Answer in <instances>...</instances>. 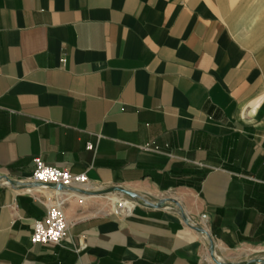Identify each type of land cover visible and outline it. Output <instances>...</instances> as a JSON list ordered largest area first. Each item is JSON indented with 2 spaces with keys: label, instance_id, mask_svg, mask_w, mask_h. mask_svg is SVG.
I'll return each instance as SVG.
<instances>
[{
  "label": "crops",
  "instance_id": "crops-1",
  "mask_svg": "<svg viewBox=\"0 0 264 264\" xmlns=\"http://www.w3.org/2000/svg\"><path fill=\"white\" fill-rule=\"evenodd\" d=\"M263 10L0 0V177L28 179L40 157L91 184L174 194L225 251L264 247ZM40 195L0 180V264H204L201 235L175 209L138 203L63 208L67 237L32 244Z\"/></svg>",
  "mask_w": 264,
  "mask_h": 264
},
{
  "label": "built area",
  "instance_id": "built-area-1",
  "mask_svg": "<svg viewBox=\"0 0 264 264\" xmlns=\"http://www.w3.org/2000/svg\"><path fill=\"white\" fill-rule=\"evenodd\" d=\"M88 150L94 149V144L87 143ZM34 170L31 176L25 180H19L25 186L18 187L29 193L36 191L41 195L39 200L47 204L46 215L34 221L33 231L30 235V242L37 243H61L68 235V230L71 222L67 220L62 204L58 201L54 202L49 198L48 194L43 192V189H50L56 196L60 197L59 191H70L84 185H91L85 173L72 174L67 169H60L55 166L46 164L40 157L34 158ZM36 184L37 187L30 186ZM53 186V188H47ZM51 201L52 204L48 205ZM207 223V220H206Z\"/></svg>",
  "mask_w": 264,
  "mask_h": 264
},
{
  "label": "rangeland",
  "instance_id": "rangeland-1",
  "mask_svg": "<svg viewBox=\"0 0 264 264\" xmlns=\"http://www.w3.org/2000/svg\"><path fill=\"white\" fill-rule=\"evenodd\" d=\"M248 29L251 30V28H248ZM92 185L94 187L98 188L97 190H104V189L118 187L120 189H126L130 192L136 193L137 195H139L140 193H143L147 198L146 199L147 201H145V202L150 204V205H153L162 199L163 200H166L169 198L173 199L175 197L174 194H172V193H165L162 196L160 194H154L153 195L151 193V191H149L147 189H142L140 191H136L134 189V187H129V186H119V185L110 186V185H103V184H91V186ZM71 191H73V190H70V192ZM43 192L45 194H48L49 198H51L54 202L58 201V199L60 198L59 202H61L62 208H67V207L72 206L77 215L91 214V213L104 214V213H108V212L117 213L116 211L118 210L117 204L114 201L117 198L112 193H101L98 196H95L93 194H87L89 196H86L85 198H83L84 202H86V200H88L92 197H98V198H96V201H97L96 203L89 205V206H85V205H83L84 202L80 203L75 197H69V196L58 197L55 195V193L51 192L50 189H43ZM77 192H80V191H77ZM121 199H125V200L129 201L133 205H135L136 203L140 204L138 201L133 200L132 197L128 194H123ZM180 204H181L180 205L181 207L182 206L185 207L184 204H182V203H180ZM167 207H171V208L176 210V207L174 205L171 206L170 204H168ZM189 214L192 218H197L200 213L199 212L198 213L193 212V213H189ZM178 215L181 218V220L184 221L182 219V216L180 214H178ZM190 216L189 215L187 216L188 219L193 220L190 218ZM201 241H202V248H203V263L204 264H219L214 258L211 257L203 239H201ZM214 242H216V240H214ZM216 253H217V256H221V257L225 258L226 264L229 262L248 263V262L256 260V259L262 261L263 262L262 264H264V247H257V248H252V247H243L242 248V247H240V248H235V249H228L227 251L216 250Z\"/></svg>",
  "mask_w": 264,
  "mask_h": 264
},
{
  "label": "bare ground",
  "instance_id": "bare-ground-1",
  "mask_svg": "<svg viewBox=\"0 0 264 264\" xmlns=\"http://www.w3.org/2000/svg\"><path fill=\"white\" fill-rule=\"evenodd\" d=\"M13 185H16L15 183ZM78 189H80L81 191L80 192H77ZM101 193H112L117 199L114 200L115 203L117 204V209H118V212L120 214H125V213H128L132 210L133 208V204L125 199H121L122 195L125 194L124 191L122 190H117L115 188H109V189H104V190H97V188H95L94 186H91V185H84V186H81L79 188H76L74 189L73 191H59L58 194H64V195H67V196H75L78 197V200L80 203H83L84 202V199L86 196H89L87 194H93L95 196H98L100 195ZM133 200H136L138 201L140 204L144 205V206H147V207H166L168 208V204H170L171 206L174 205L176 207V211L182 216V219L184 220V222L192 229H194L195 231H197L206 247L208 248L211 256L219 263V264H226V260L225 258L221 257V256H217V253H216V250H220V251H225L226 248L220 246V245H217V244H214L212 241H211V236L209 233H207V225H206V220L207 218L205 217V222L202 223L201 222V218L202 216H200L199 220H189L188 217H187V212L184 208H182L180 206V204L175 201L174 199H166V200H159L157 203L153 204V205H150L148 203H146L145 201H147L146 199V196L143 194V193H140L139 195H137L135 193V195L133 196L132 198ZM52 203H48V205H50ZM58 204H61V202H59ZM174 207V208H175ZM204 221V218L202 219ZM207 230V231H206ZM263 262L256 259V260H253V261H250L248 263H236V262H229L227 264H262Z\"/></svg>",
  "mask_w": 264,
  "mask_h": 264
},
{
  "label": "water",
  "instance_id": "water-1",
  "mask_svg": "<svg viewBox=\"0 0 264 264\" xmlns=\"http://www.w3.org/2000/svg\"><path fill=\"white\" fill-rule=\"evenodd\" d=\"M0 180H3V181H5L8 185H10V186H12V187H16V188L21 187V186H25V184L22 183L21 181L13 180V179H10V178H8V177H4V176H1V177H0ZM16 182H17L18 184H16V185H12V184H14V183H16ZM30 186L37 187L38 185L33 184V185H30ZM47 188H53V186H50V187H47ZM114 188L117 189V190H122V191H124L125 194L130 195L132 198H133V196L135 195V193L130 192V191L126 190V189H120V188H118V187H114ZM112 189H113V188H112ZM73 190H74V189H73ZM78 191H81V190L78 189Z\"/></svg>",
  "mask_w": 264,
  "mask_h": 264
}]
</instances>
